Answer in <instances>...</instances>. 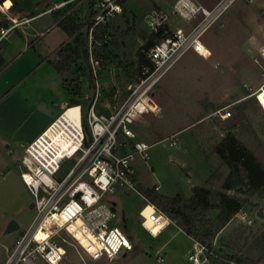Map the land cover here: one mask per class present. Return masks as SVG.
Segmentation results:
<instances>
[{
    "label": "rangeland",
    "instance_id": "rangeland-1",
    "mask_svg": "<svg viewBox=\"0 0 264 264\" xmlns=\"http://www.w3.org/2000/svg\"><path fill=\"white\" fill-rule=\"evenodd\" d=\"M124 1L126 15L112 21L116 23V27L123 29L129 26L128 19L136 17L137 32L150 33L153 31L152 24L157 23L170 34H174L178 29L190 32L202 19V16H198L188 22L175 14L173 7L179 0H142V3ZM202 1L206 4L216 3L218 0ZM20 2L25 5L27 1ZM74 5L70 6L72 18L80 24L90 22V9L84 4ZM42 7L44 5L39 7L36 5L37 10ZM37 10L31 17L42 15L43 11ZM2 12L0 24L6 19ZM153 14L154 20H150ZM11 17L17 22L24 20L20 17ZM12 19H8L10 29L4 31L13 30L9 33L18 34L17 30H14L15 23ZM51 31L48 37L60 34L55 26ZM2 33L0 28L1 39ZM9 33H6V36ZM114 34L120 37V32L115 31ZM202 40L211 50V57L204 58L192 51L188 52L156 86L157 96L163 103L165 112L161 119L156 118L157 115L146 117L145 125L139 129V137L152 145L150 156L146 160L136 157L132 164L137 171L139 185L145 188L161 185L162 190L159 193L173 197L180 192L191 194L196 185H201V179L198 178L196 171L200 166V156L203 154L210 164L212 173L203 186L243 200V208L216 235L212 247L225 260L234 259L239 264H244L245 260L248 264H264V217L258 215L260 210L264 213V187L258 191L248 187H243L242 191L223 190L229 168L215 153L216 145L221 141L217 139L221 132L218 133V129L214 128L220 118L213 115L218 109L229 107L232 113L231 120H237L242 125L241 131H246L253 137L250 148L259 160L262 158L264 161V110L253 96L256 90L254 86L264 82L263 68L254 62L257 54L254 49L255 43L264 45V0H235L218 15L204 33ZM72 44L73 38L65 47ZM142 45V40L131 37L120 50L114 47L109 53L94 45L96 54L102 58L100 74L97 80L94 77V82L88 80L85 74L88 71L87 65L76 55L78 61L75 66L63 73L64 85L72 99L71 102L78 100L83 107L87 106L94 97L97 81L104 84L110 98L109 86L113 78L120 82L121 90L126 95L130 85L134 83L136 73L135 68L131 67V62L135 61L136 52ZM76 47L77 45L72 49ZM82 50L84 48L81 46L80 51ZM59 51L51 54L54 61L58 59ZM243 96L250 98L243 102L239 101ZM207 108H213L212 115L215 117L181 132L178 138L173 137V132L181 130L202 114L204 116ZM60 117L59 123L72 132L73 129L80 128L79 106L67 107ZM208 125L209 130L206 128ZM202 135L207 136L208 141L203 142L205 140L203 137L202 142L198 144ZM187 137H190V140L186 141ZM174 140L177 141V146L171 145ZM4 157L8 160L5 164L9 165H3L0 161V264H4L10 247L28 230L36 215L35 210L30 209L32 196L20 178L22 169L17 161L21 153L12 152L7 156L4 154ZM262 163L264 165V162ZM189 175L192 176L191 179ZM109 200L116 203L117 217L113 225L123 228L128 237L132 238L134 251L130 252L126 259L120 255L119 263L103 264H190L184 254L194 245V238L179 227L178 221H173L162 235H159L160 228L148 224L149 233L142 226L139 214L145 204L142 195L125 188L117 189L115 193L110 194ZM150 211L149 207L145 214L148 215ZM243 213L246 214L244 220ZM217 214L218 211L214 210L208 217L214 219ZM13 220L20 225V229L6 233L8 225ZM55 240L66 248L62 264H100L91 261L65 230L60 231ZM157 255L163 257L165 262H158ZM222 262L226 264L223 260H217L214 264H223Z\"/></svg>",
    "mask_w": 264,
    "mask_h": 264
},
{
    "label": "built area",
    "instance_id": "built-area-1",
    "mask_svg": "<svg viewBox=\"0 0 264 264\" xmlns=\"http://www.w3.org/2000/svg\"><path fill=\"white\" fill-rule=\"evenodd\" d=\"M81 1L86 0L60 3L48 0L44 6L50 7L51 12ZM87 1L95 3L94 15L86 28L90 67L97 80L102 58L94 50V32L99 26L122 15L124 8L122 0ZM234 1L223 0L215 9L208 10L197 0H179L173 7L175 14L188 22L202 16L201 21L190 32L178 29L170 34L165 31L163 39L148 52L149 64L141 68L140 75L130 85L126 95L116 78L109 86L110 98L104 84L97 81L94 97L86 109L79 106L80 128L66 133L69 141L65 146L54 139L47 143V152L35 147L55 121L25 148L20 161L21 178L32 196L36 215L28 230L14 243L4 264H62L66 248L55 238L63 230L96 263L115 262L120 255L132 252V238L123 228L113 225L117 217L116 205L109 200V196L117 189L125 188L142 195L145 204L139 214L146 231L150 233V224L160 228L161 235L170 226L173 221L169 216L138 188V174L132 162L136 157L146 160L152 149L151 144L140 139L139 129L145 125L148 115L159 114L160 106L153 92L169 70L189 51L204 58L211 57L212 52L202 37L218 15ZM153 16L149 19L154 20ZM152 29L159 32L163 27L157 23L152 24ZM8 31L2 29L3 37ZM254 49L257 53L254 62L263 68L264 75V45L255 43ZM253 95L264 110V82ZM213 115L222 121L232 117L226 107L218 109ZM171 145L177 146V141H172ZM55 153L59 155L57 160L53 159ZM153 189L159 192L161 187L156 185ZM148 207L151 211L147 215L145 211ZM245 218L243 213L242 219ZM184 257L190 264H214L217 260L239 264L234 259L225 260L213 247L196 240ZM156 259L160 263L165 262L159 255Z\"/></svg>",
    "mask_w": 264,
    "mask_h": 264
},
{
    "label": "crops",
    "instance_id": "crops-1",
    "mask_svg": "<svg viewBox=\"0 0 264 264\" xmlns=\"http://www.w3.org/2000/svg\"><path fill=\"white\" fill-rule=\"evenodd\" d=\"M47 1L48 0H45V2L38 5L37 7L44 5V3ZM55 1L56 3H60L65 0ZM197 1L206 9L213 10L223 0H218L216 3L206 2V4L202 0ZM73 4L76 6L78 4L86 5V7L90 9L89 20H91L95 9V3L92 1L86 0L78 3H71L62 7L61 9L53 10L51 12H49L50 7L44 6L41 9H38L43 11L42 15L31 17V14L37 10L35 6L31 8V10L33 9L31 11L32 13L30 12L31 14L29 16L23 18L24 20L20 22H15L12 20V22L15 23L14 30H17L18 34H11L9 33L11 30H9V35H5V38L3 37L0 41V155L2 154V156H0V161L3 165H9L5 164L8 162V160L4 157V154L7 156V154H11L12 152H20L21 157L18 158L17 162L21 167L20 161L24 155L25 148L35 141L40 135H42L57 119V122L59 123L61 114L70 105L72 99H70V95L68 94V91L64 85V72L60 73L57 71L53 64L54 59H52L53 57L51 54L58 50H60V54L61 51L69 48L70 46L74 47L76 45L75 41L77 39V35H71L66 30V26L60 24V22L65 19H69L70 22L72 21L74 23L80 24L72 18L73 13L70 11V6ZM41 19L44 20L38 23L37 21H40ZM88 23L80 24L82 26L80 34L87 38V49L89 51L88 32L86 31V26ZM23 25H25V27ZM54 26L58 29L60 34L57 36L53 35L48 37L49 34H51V29ZM0 28L3 30L10 29V27L6 28L3 25H0ZM72 38L73 46L69 45L68 47H65V45L68 44L69 40ZM94 45H98L100 48L99 43L96 44L94 42ZM205 45L207 46L206 43ZM62 47L63 49H61ZM261 85L262 82L256 84L254 89L257 90ZM153 94L160 106L159 114L154 116H156L158 119H161L165 112L163 103L158 98L155 89ZM248 98L250 97L243 96L242 98H239V101L243 102L244 100H248ZM226 108L228 109L229 107ZM212 113L213 108H207V112L204 114V116L202 114V116H199L193 122L181 128V130L173 132V137L176 136L175 138H178V135L181 132L194 127L196 124L206 123L209 118L215 117L212 115ZM232 124V128L226 127ZM78 125H80V123ZM68 127H70V125ZM241 127L242 125L237 120L231 119L228 121H222L219 119L218 124L214 125V128L218 129V133L221 132L220 136L217 137L219 141L227 135L229 130H232L236 137L251 152L255 154L253 149L250 148L253 137L249 136L248 132L243 130L241 131ZM206 128L209 130L210 125H208ZM66 129L68 128L66 127ZM203 137L205 138L203 142L208 141L206 140L207 136L205 137L202 135L198 141V144L202 142ZM188 140H190V137L186 138V141ZM260 160L264 162L262 158H260ZM196 174L198 178L201 179V185H196V187H204V183L212 176L210 164L207 162L203 154L200 156V166L198 167ZM191 177L192 176L189 175L190 179ZM154 187L150 188L153 189ZM160 187L161 191L162 186L160 185ZM184 194L188 196L187 198H191L193 196V190L191 194H187L186 192H184ZM166 230H164L161 235ZM13 246L14 245L12 244L9 251ZM128 255H130V253H124L122 254V257L126 259ZM115 262L119 263V259H117Z\"/></svg>",
    "mask_w": 264,
    "mask_h": 264
},
{
    "label": "trees",
    "instance_id": "trees-1",
    "mask_svg": "<svg viewBox=\"0 0 264 264\" xmlns=\"http://www.w3.org/2000/svg\"><path fill=\"white\" fill-rule=\"evenodd\" d=\"M25 1L27 2L24 5L20 0H0V9L3 6L6 13L10 16L26 18L32 13L28 11L29 9L45 2V0ZM133 1L143 2L142 0ZM121 3L123 8H125V1L122 0ZM26 5L33 6H29V8ZM124 15L126 13L123 11L120 16L123 17ZM120 16L117 17L119 18ZM113 20L97 28L94 32V42L100 44L103 52L109 53L114 47L120 50L130 37L142 40L143 45L138 48L135 61L131 62V67L135 68L136 71L133 81L135 82L141 73V68L149 64L148 52L163 39L165 30L161 29L159 32L151 31L150 33L147 31L137 32L136 17L132 18V20L128 19L127 24L129 26L125 29L116 27V23H112ZM60 24L66 26V30L71 35H77L75 41L77 47L72 49L73 47L70 46L61 51L58 59L53 63L55 68L60 73L69 71L78 61L76 56L78 55L87 65L88 71L85 74L88 80L94 82V76L89 65L88 40L80 34L82 26L72 21L70 22L69 19L62 20ZM0 25L7 28L9 20L4 19ZM113 31L120 32V37L116 36ZM121 38H124V40ZM81 46L84 48L82 51H80ZM80 105H82L81 101L75 100L71 102L69 107ZM84 109H86V106ZM215 153H217L221 162L229 168V174L223 184L224 191H242L244 190L243 187L258 191L264 187L263 163L236 137L232 130H229L227 135L216 145ZM138 188L150 202L168 215L172 221H178L179 227L188 236L208 247H212V242L216 235L243 208V200L239 197L229 195L226 192L213 191L205 187H195L191 198H187L183 192L170 197L160 194L155 189H146L142 185H138ZM214 210L218 211V214L214 219H210L208 214ZM244 264H248V262L245 260Z\"/></svg>",
    "mask_w": 264,
    "mask_h": 264
},
{
    "label": "bare ground",
    "instance_id": "bare-ground-1",
    "mask_svg": "<svg viewBox=\"0 0 264 264\" xmlns=\"http://www.w3.org/2000/svg\"><path fill=\"white\" fill-rule=\"evenodd\" d=\"M1 9L4 12V15L8 19H12V17L6 13L5 8L3 6H1ZM13 21L17 22V20H13ZM57 121H58V119L56 120L55 125L50 130H48L46 132V134L43 136V138L40 140V142L35 147H40V149L47 152V148H48L47 143H51V140L56 139L59 143H62L63 146H65L68 143L69 140L66 137V133L69 134V132L67 131V129L62 124L58 123ZM58 157H59V155L57 153H55V158H53V159L57 160Z\"/></svg>",
    "mask_w": 264,
    "mask_h": 264
},
{
    "label": "water",
    "instance_id": "water-1",
    "mask_svg": "<svg viewBox=\"0 0 264 264\" xmlns=\"http://www.w3.org/2000/svg\"><path fill=\"white\" fill-rule=\"evenodd\" d=\"M227 128H232L233 127V124L232 125H230V126H226ZM114 205H116V203H114ZM30 209H34V203H31L30 204ZM258 215H259V217H264V213H263V211L262 210H260L259 211V213H258ZM20 229V225L15 221V220H13V221H11L10 222V224L8 225V227H7V230H6V233H13V232H15V231H17V230H19Z\"/></svg>",
    "mask_w": 264,
    "mask_h": 264
},
{
    "label": "flooded vegetation",
    "instance_id": "flooded-vegetation-1",
    "mask_svg": "<svg viewBox=\"0 0 264 264\" xmlns=\"http://www.w3.org/2000/svg\"><path fill=\"white\" fill-rule=\"evenodd\" d=\"M146 189L152 190V188H146Z\"/></svg>",
    "mask_w": 264,
    "mask_h": 264
},
{
    "label": "snow or ice",
    "instance_id": "snow-or-ice-1",
    "mask_svg": "<svg viewBox=\"0 0 264 264\" xmlns=\"http://www.w3.org/2000/svg\"><path fill=\"white\" fill-rule=\"evenodd\" d=\"M262 99H264V97H262Z\"/></svg>",
    "mask_w": 264,
    "mask_h": 264
}]
</instances>
